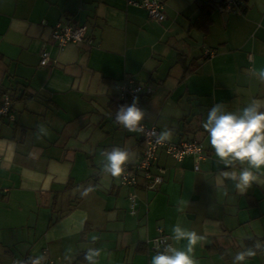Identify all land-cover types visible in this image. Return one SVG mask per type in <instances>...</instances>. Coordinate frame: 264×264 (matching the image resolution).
I'll list each match as a JSON object with an SVG mask.
<instances>
[{"label": "crops", "instance_id": "1", "mask_svg": "<svg viewBox=\"0 0 264 264\" xmlns=\"http://www.w3.org/2000/svg\"><path fill=\"white\" fill-rule=\"evenodd\" d=\"M130 1L141 0H0V103L11 93L15 115L0 117V264L36 255L87 264L88 247L103 249L100 264H150L159 229L185 246L171 239L178 222L206 237L199 264H232L249 248L256 255L243 264H264L255 249L264 245V187L241 194L223 180L203 128L215 103L236 111L264 100L254 74L264 68V0H235V11L226 8L233 0H162L163 23ZM58 23L88 25L92 44L60 49ZM128 79L145 86V125L173 130L169 143H201L206 156L177 161L161 149L154 171L164 181L153 188L102 173L105 150H132L128 165L143 151L142 133L115 122Z\"/></svg>", "mask_w": 264, "mask_h": 264}, {"label": "clouds", "instance_id": "2", "mask_svg": "<svg viewBox=\"0 0 264 264\" xmlns=\"http://www.w3.org/2000/svg\"><path fill=\"white\" fill-rule=\"evenodd\" d=\"M254 74L264 82V68L256 70ZM149 114L139 107V98L133 97L132 103L122 105L115 115V122L130 132L142 133L143 122ZM203 128L207 131L209 142L214 149L216 157L224 165L220 172L223 180L231 181L232 185L241 194H245L253 185L264 187V100L253 99L242 109L231 111L223 103H215L207 113ZM38 133L41 136L48 134V130L40 125ZM173 130L165 129L156 137V143L163 145L171 141ZM104 162L102 173L119 178L123 175L128 164L132 163L136 153L128 148L113 147L101 153ZM94 191L92 187L86 188L82 195L88 196ZM225 191V195H227ZM183 201L177 211H183ZM171 239L176 244L186 241L183 248L172 244H165L163 250H157L150 264H199L195 258V249L205 240L194 230L183 227L179 222L172 229ZM92 243L99 239L93 236ZM168 238L165 237V240ZM255 249L264 250L261 243L255 244ZM71 249L65 253V259H70ZM103 249L88 247L84 254L87 264H100ZM256 251L249 248L236 253L232 264H243ZM44 255L29 256L23 264H46Z\"/></svg>", "mask_w": 264, "mask_h": 264}, {"label": "built area", "instance_id": "3", "mask_svg": "<svg viewBox=\"0 0 264 264\" xmlns=\"http://www.w3.org/2000/svg\"><path fill=\"white\" fill-rule=\"evenodd\" d=\"M131 4L144 8L148 11L151 19L158 23H163L166 20L164 2L162 0H141L130 1ZM241 4L235 0L226 5L230 11H235ZM52 41L58 45L60 49L65 48L70 43H87L92 44V39L89 36L88 25H69L58 23L52 31ZM210 57L213 55L211 51H207ZM50 64V55L44 50L41 53V66ZM146 94L145 86L142 83L136 82L133 79H128L120 86L119 100L125 105L131 104L133 97H138L139 101ZM13 96L11 93H5L2 97L0 105V117L8 119L10 122L15 121L13 114ZM144 131L142 132L143 151L138 159L132 165H127L125 172L121 177V184L132 188H137L142 182L146 188H153L156 185L163 183L164 179L161 174L154 171L158 160V153L164 149L166 153L177 161L183 160L187 156H194L199 160L205 159L204 148L197 141H183L180 143L165 142L163 145L156 143V137L159 135V130L155 125L148 126L143 123ZM134 197V196H132ZM165 237L168 239L165 240ZM154 247L158 250H163L165 244H171L169 237L159 229V235L153 240ZM24 260L18 261L15 264H23ZM46 264H62L61 259L47 258Z\"/></svg>", "mask_w": 264, "mask_h": 264}, {"label": "trees", "instance_id": "4", "mask_svg": "<svg viewBox=\"0 0 264 264\" xmlns=\"http://www.w3.org/2000/svg\"><path fill=\"white\" fill-rule=\"evenodd\" d=\"M241 4V3H240ZM3 97V96H2ZM1 103H2V101H1ZM1 103H0V105H1ZM122 105H125L122 101H117V100H115L114 101V103L112 104V107L115 109V113L118 111V109L120 108V106H122ZM116 108H117V110H116Z\"/></svg>", "mask_w": 264, "mask_h": 264}]
</instances>
